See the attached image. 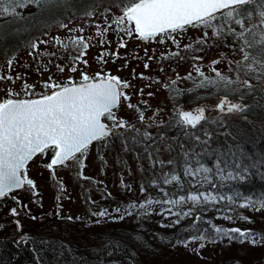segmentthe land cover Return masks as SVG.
I'll return each mask as SVG.
<instances>
[{
	"label": "trees",
	"instance_id": "trees-1",
	"mask_svg": "<svg viewBox=\"0 0 264 264\" xmlns=\"http://www.w3.org/2000/svg\"><path fill=\"white\" fill-rule=\"evenodd\" d=\"M125 2L59 0L55 5L41 3L18 8L19 17L0 16V62H7L41 35L50 34L56 25L69 20L75 13L93 11L99 4L121 8ZM244 7L248 10L254 8L252 5ZM251 23H258L255 15L251 21H246V25ZM233 27L240 31L238 25ZM202 31L210 32V35L204 38L206 42L199 48L202 51L198 56L200 59H195L197 56L186 59L193 78L185 82L187 86H181L188 88L187 104H200L196 108L205 109L206 120L196 128H185L178 123L177 114L171 112L170 118L160 123H128L133 127L127 131L120 129L121 137L111 136L97 142L96 159L94 156L91 162H83L82 168L79 163L69 161L66 167L73 180L69 184L76 195L74 198L70 197V192L59 188L52 172H49L51 175L42 173L41 185L36 184L35 189L25 186L27 196L10 194L7 207L0 208V264H264V208L240 207L246 197H264V77L257 79L256 73L249 76L240 73L241 80L247 79L253 86L250 91L240 83L230 86L238 89L234 92L223 83L198 87L202 78L195 72L194 65L212 79H216L212 71L215 68L235 81V64L229 62L242 57L240 41L233 36L217 38L211 29L202 28ZM214 52H218V56L205 63L206 56ZM201 60L203 64H199ZM215 60L220 62L213 64ZM225 95L244 105L245 111H218L216 105ZM147 127L154 129L147 132L151 133L150 138L143 135ZM197 136L199 140L195 138ZM106 159L115 168L114 178L119 183L113 190L108 184L95 183L88 174L93 169L103 172ZM126 160L133 163L135 173L132 175L136 180L131 186L134 190L128 189V183L123 184L122 177H119L120 171L127 167ZM218 161H227V170L234 172V162L249 165L246 178L222 182L213 175L217 188H212L203 181V175L184 174L189 164L193 168L203 164L215 173ZM253 164L255 167H251ZM221 167H224L223 163ZM173 174L180 177L179 181L164 183L165 177ZM36 176L38 178V174ZM45 183L57 191L55 199L59 197L85 204L86 214L77 219L69 213L63 215L60 210H48L43 217L39 216V189ZM90 192L101 201L90 200ZM199 192H239L241 197L234 204L221 201L193 205L186 200L172 206L154 202L147 213L137 208L131 215L124 214L120 219L131 204L139 205L150 198L153 201L179 199ZM28 199L37 201L39 207L32 211ZM12 207L18 210L17 215L12 214ZM117 208L121 212L114 211ZM168 208L181 215L165 211ZM102 210H107L108 215H93ZM18 221L20 227H17ZM216 227L250 231L257 234V242L253 243L251 237L241 240L217 236ZM199 235L206 239H191ZM185 241L188 242L186 246ZM201 243L203 247H200Z\"/></svg>",
	"mask_w": 264,
	"mask_h": 264
},
{
	"label": "snow or ice",
	"instance_id": "snow-or-ice-1",
	"mask_svg": "<svg viewBox=\"0 0 264 264\" xmlns=\"http://www.w3.org/2000/svg\"><path fill=\"white\" fill-rule=\"evenodd\" d=\"M41 3L55 5L59 3V0H0V16L19 17L18 8L22 9L30 4L40 5ZM246 5H252L254 8L245 9ZM85 15L92 16L93 13L88 11ZM254 15L258 18V23L246 25V21H251ZM105 24L106 27H103L102 30H100V25H96L98 36L103 37L115 25L118 32H123L129 38L135 34L143 41L158 40L163 43L169 39L178 45L174 34L184 32L191 27L211 29L214 37L221 38L231 35L235 40L240 41L241 59L229 62L235 64L237 79L230 80L215 68L212 71L215 72L216 79H212L205 76L199 66L194 65L195 72L202 78L198 87L218 86L223 83L229 91L234 92L238 89H232L230 86L240 83L250 91L253 86L249 80H241L240 73L245 76L256 73L258 74L257 79L264 77V0H126L122 14L114 16L111 21L105 17ZM233 25H238L240 31H237ZM61 27L67 28L68 25L62 24ZM69 31L82 33L84 29L72 28ZM207 36L208 32L205 31L204 37ZM87 39L90 40L91 37ZM52 40L64 49H68L70 46L78 49L79 55L74 57V60H82L89 48V43L83 36H72L68 41L61 40L59 37H53ZM197 42L204 44L206 41L201 38ZM47 43H49L47 40L39 41V44ZM39 44L32 42L29 46L36 50ZM125 46L126 44L121 38L118 47ZM186 47H191V45ZM41 55H55V53H41ZM104 55L106 53H102L98 59L102 61ZM114 55L116 54L114 53ZM173 55H177V53H173ZM195 59L200 58L196 57ZM82 62L87 63L86 61ZM219 62V60H215L212 63ZM8 64L11 67V59ZM57 67L60 71H64L62 66L57 65ZM147 67L148 65L145 64V68ZM77 70L75 64L70 69L72 72ZM6 78L10 81L13 80L11 76ZM186 78L192 79V73H189ZM0 79H5V77L0 76ZM175 84L176 81H171L168 87L175 90ZM129 86L127 81H122L116 76L97 73L95 77H90L87 73L81 72V82L79 83L69 80L65 84H57L51 82L50 77L49 82L44 84V88L51 91L38 94L37 98H17L20 94L9 89L7 98L0 99V198H6L13 191L25 186L35 189V182L28 176L27 165L38 154L46 155L49 150L52 151V159L45 166L52 171L54 176V169L57 166H65L69 161L79 163L82 168V157L86 156L87 150L93 142L107 140L116 135L119 129L127 131L132 128V125H128L126 121L118 118L114 111L121 98L126 101L130 99L123 91ZM33 88L34 86L25 83L23 85L25 96L35 95L32 91ZM128 106L135 107L132 104ZM216 109L221 113H242L245 111V106L233 102L225 95L216 105ZM137 110L139 111V109ZM178 117V123L185 128H196L206 120L203 107L191 111L178 110ZM139 119L144 121L143 112H140ZM105 120L110 121L111 124L106 123ZM143 135L145 138H150V134L147 132ZM195 138L200 139L198 136ZM185 155L187 156V153ZM221 163L224 164V167H221ZM233 167L236 169L235 172L227 170V161H218L215 165V173H213L212 168L203 164H199L195 168L189 164L185 167L184 174L193 177L203 175L204 182L211 184L212 188H217V185L213 183V175L222 182L237 179L242 181L246 178L245 174L250 166H241L239 162H234ZM251 167H255V165L253 164ZM179 179L178 175L173 174L171 177L166 176L164 183H172ZM62 187L61 185V190ZM33 195L36 193L33 192ZM240 197L239 192L232 194L199 192L191 193L187 197L180 196L179 199L163 201H153L150 198L139 205H129L120 219L124 218V214L131 215L137 208L144 209V212L147 213L154 202L172 206L183 204L186 200L191 201L193 205L221 201L234 204ZM240 207L264 208V197L259 199L246 197ZM114 211L119 213L121 209L117 208ZM165 211L173 215H181V213H173L171 208L165 209ZM11 212L13 215L18 214L15 208ZM188 214L190 213H183V215ZM93 215L104 217L108 215V212L102 210L93 213ZM68 219L71 220L72 217ZM214 230L217 236H228L230 239L241 240L251 237L253 243L257 242L255 239L257 234L250 231L219 227ZM191 239L203 241L206 237L199 235L193 236ZM183 243L186 246L188 242ZM203 246L201 243L200 247Z\"/></svg>",
	"mask_w": 264,
	"mask_h": 264
},
{
	"label": "rangeland",
	"instance_id": "rangeland-1",
	"mask_svg": "<svg viewBox=\"0 0 264 264\" xmlns=\"http://www.w3.org/2000/svg\"><path fill=\"white\" fill-rule=\"evenodd\" d=\"M99 6L103 7L102 11H105V10L108 11L107 14H105L103 17L100 18L102 21H105V17H107L108 20L111 21V19L114 16H119L122 14V9H123L122 7L120 8V7L115 6L113 4H111L108 7H107V5L103 6L102 4ZM113 7H116L120 10L117 12H115L117 9H113L112 11H110L109 9H112ZM80 21H82V20H80L79 18L67 20V21L61 23V25L62 24L68 25L67 28H63L60 25V26H57V28H56L57 30L51 32L50 34L41 35V37L37 43L39 44L40 40H47V41H49V43L39 44V47L36 50L32 49L31 47H26V48L20 50L17 54H15L12 58H10L12 60L11 67H9V64H8V61L10 59L7 62H0V76L5 77V79H0V96H7L9 89H11L15 93H19L20 95L25 94V93H22V92H24L23 91L24 81L26 82V84L34 86V88L32 89L33 92L37 91V90H35L36 88L38 90L42 89L43 92H47V89L44 88V84L47 83V80H49L48 73L50 71L47 72L46 74H42V70L48 65V62L50 63V60L47 56L41 55V53H44V50H46V51L51 50V47H53V44H54V41L52 40L53 37H58V36L61 38L67 37V39H68L74 33V32H70L69 29L77 28L80 25ZM174 35L176 36V40H177L179 46L177 45V43H173L172 40H169V39L165 40L168 42H163V43H160L158 40H155L158 44H152L153 41H150L148 44H146L147 41H143V40L140 41L138 39H132V38L128 39L125 42V44L128 45V47L125 50H123L124 53L131 52V50L135 46H139L140 48L138 50H133V51L139 52V51L143 50V53L139 54L140 57H136L137 55L130 57L129 63L134 62V64H132L130 66H126V68L122 69L124 76L128 78L132 74V76H130V77H135L134 73H137L139 71H142V72L147 71V72H151L153 74L159 75V73L166 71V66L161 61L160 56L162 54H165L167 51L179 50V52H180L179 56H177V58H175L176 60L174 61V64H172L170 66H171V68L173 67V70H175L174 72H176V74L179 72L180 73L184 72L180 76V79H182V77H183V79H186V77L189 74L188 71L190 70V67H188L186 65L187 63L182 64V61L186 60L188 57L192 58V57L200 56V54L202 52L199 50V48L201 47V44L198 43L197 41H199L201 38H203V39L205 38L204 32L202 31V28H191L190 27L186 31L180 32V33H177ZM209 35H210V32H208V36ZM189 44L191 45V47H186ZM44 45H45V47H44ZM152 47H156L157 50L155 48H152ZM214 53L215 54L210 53L206 56L205 63L209 62L210 60H214L218 56V54H216L218 52H214ZM136 54H138V53H136ZM172 62H173V59H172ZM145 64L148 65L147 68H145ZM175 64H177V65H175ZM199 64H203V61L202 60L199 61ZM55 73H58V72H55ZM8 76L13 77V80H11V81L8 80L6 78ZM16 77H19V79H16ZM155 94L158 95V92ZM134 100H136V99H134ZM158 100L159 99L157 97H153V99L151 101L146 103V105L144 106L145 108L142 109L144 117L145 116H155V117L162 118L163 116L161 117V115L168 114V116L170 118L171 112H173V111L176 114H178V110H193L197 106L200 105V104H193L192 108H190L188 106L183 107L182 103H181L179 105H176V107L175 106L172 107L170 112L163 113L164 112L163 110H159L156 107L157 106L156 102ZM185 101H187V100L185 99ZM123 106H124V104H122L121 107L118 109L117 115L121 117L120 119L129 118L130 114H125L123 111H121ZM182 108H184V109H182ZM137 109H138V107H137ZM137 109L133 108V110H137ZM155 110H157L158 112L156 113ZM148 122H150V121H148ZM150 123H152V122H150ZM153 130L154 129L147 127L145 129V132L153 131ZM149 134H151V133H149ZM95 150L93 147L88 148L86 156L82 157V160L84 163L91 162L90 160H92L94 158V156H95V159L98 157L97 152H96V155H94ZM48 153H49V151L47 152L46 155H43V157L47 158ZM103 154L104 153H102V156L105 158V156ZM163 156H164V154H163ZM44 161H45V159H44ZM30 164L27 166L28 176H29V178H35L36 177L35 173H37V172L33 171V168L30 166ZM132 165H133V163L130 160H126V166L127 167H126V169L124 168L120 171L119 177H122L121 179L123 181V184L128 183V184H126L128 189L134 190L133 187L131 186V184H133L135 182L136 176L132 175L135 173L134 169L132 168ZM41 169H42V171H41L40 175H38V178H37L38 181L42 180V178H41L42 173L47 174V175H51V174H49V172H52L46 166H44V168H43L42 162H40V166H39L38 170H41ZM87 169H88V167H87ZM102 169H103V172H101L100 169H93L88 174H89L90 178H92L94 180L95 183H97V184H108V188L110 190H113L115 187H117L119 185L118 181H116L114 178L115 168H112L111 164L106 159L104 164H103ZM109 170H111V172H108ZM54 172H55V175L53 177L55 179V183L57 185H59L60 189H61V185H62L63 186L62 190L66 191V192H70V197L74 198L76 195L74 193H72L73 188L69 184V181H73V180H72V177L67 172V167L57 166L54 169ZM60 180H62L64 183L61 184V182H59ZM104 186H107V185H104ZM26 191H27L26 189H22L19 192H17L16 195L27 196ZM39 191H40V194L38 195V197H39L40 202H41V205H40L41 211L39 212L38 215L41 217H43L48 210H51V211L53 210L54 212H56L57 210H60L63 213V215H67L69 213L70 215H75V217L84 216L86 214L87 206L80 201L78 202L76 200L70 201V200H61V199L57 200V199H55L57 191L55 190V188H53L52 186H50L47 183L43 184L40 187ZM89 197H90V200H92L94 202L95 201L96 202L101 201V200L97 199V196L93 192H90ZM9 199L10 198H8L7 201H9ZM27 201H28L29 207H31L32 211L36 210V207L38 206V202L33 201L31 199H28ZM0 205L2 208H4V204H0ZM17 213H18V210H17ZM17 226L19 227L20 223H18Z\"/></svg>",
	"mask_w": 264,
	"mask_h": 264
},
{
	"label": "flooded vegetation",
	"instance_id": "flooded-vegetation-1",
	"mask_svg": "<svg viewBox=\"0 0 264 264\" xmlns=\"http://www.w3.org/2000/svg\"><path fill=\"white\" fill-rule=\"evenodd\" d=\"M99 5L98 7L95 8V10L92 11L93 13L92 16H87L85 15V13L77 15V18L82 20L80 21V25L77 28H83L84 31L82 33L74 32L70 36V37L83 36L89 43V48L86 50V53L82 57V60L73 59L74 57L79 55L78 49H74L71 46L68 49H64L60 45H56L54 43L50 51L44 50V53H55V55H44L49 58L50 63L48 62V65L45 68L43 67L44 69L42 70V74H46L47 72L50 71L48 73V76L49 78L51 77V82L57 84H65L69 82V80L75 83H79L81 82V72L87 73L90 77H95L97 73H101L102 75L108 74L119 77L120 80L122 81H127L130 86L126 89H123V91L130 97V99L126 101L123 98H121L118 107L114 110L116 116L118 118H121L120 116L117 115V111L121 107V105L124 104L121 111H123L125 114H130L129 118L123 119L126 122L146 123L150 121L154 123L156 121H161V122L166 121L168 119V114L161 115V117L163 116L162 118L155 116H145L144 121H141L139 119L140 112H143L142 109L145 108L144 106L146 105V103L151 101L153 97H157L159 99L156 102L157 104L156 107L159 110H163L164 111L163 113L170 112L171 108L173 106L176 107V105H178L179 102L182 103L183 107H187V103H186L187 101H185V99H187L188 88H184V85L187 86V83L185 82L188 79L187 78L183 79V77L182 79H180V76L184 72L182 73L179 72L176 74V72H174L175 70H173V67L171 68L170 66L174 64V61L176 60L175 58L179 56L180 54L179 50L167 51L168 53L166 52L165 54H162L160 56L161 61L166 66V71L159 73V75L147 71L146 72L139 71L137 73H134L135 77H130L132 76V74L128 78L125 77L122 72V69L126 68V66H130L134 64V62L129 63L130 57L135 55H137L136 57H140L139 54H142L143 50L139 52L133 51V50H138L140 48L139 46H135L131 50V52L124 53L123 50H125L128 47V45H126L123 48H119L118 44L121 38H123L124 42H126L130 38L126 36L123 32H118L116 30L115 25H113L112 28L109 29V31L105 33L103 37L97 35L98 29L96 25L101 26L100 30H102L103 27H106L105 21H102L100 18L103 17L108 12L106 10L102 11L103 7H100ZM113 9H117L115 12L120 10L116 7H113L112 9L109 10L112 11ZM89 37H91L90 40L87 39ZM59 38L64 41H68L69 39V38L67 39V37L66 38L59 37ZM132 39H138L142 41L141 39L137 38L135 34L133 35ZM101 41H103V43H101ZM149 42L150 41H147L146 44H148ZM164 42H168V41H164ZM152 44H158V43L156 41H153ZM152 48H155L157 50L156 47H152ZM102 53H106V55H104L103 60L101 61L98 59V57H100ZM114 53L116 55H114ZM173 53H177V55H173ZM82 61H86L87 63L85 64ZM183 63L185 64L186 62L182 61V64ZM74 64L78 69L76 72L70 71L71 67ZM57 65L62 66L64 68V71H60ZM171 81H176V84L174 86L175 90H173L172 87H168ZM47 82H49V80H47ZM25 83L26 82L24 81V84ZM182 84L184 85L181 86ZM35 90L37 91L33 92L35 95H33L32 97H28L25 96V94H23L19 98H36L38 97V94H44L42 89L38 90L36 88ZM47 90L48 92L51 91L50 89ZM157 92L158 95L155 94ZM150 93L151 95H149ZM129 104H132L135 107L130 108L128 106ZM137 107L139 111L133 110V108L137 109ZM155 112L157 113L158 111L155 110ZM105 122L111 124L110 121L105 120ZM121 136H122V131H120L119 129L118 133L116 135H113L112 137L119 138ZM40 158L41 155L38 154L29 162V164L31 163L30 166L33 168V171L36 172L38 171V168L40 166ZM0 203H7V197L0 198Z\"/></svg>",
	"mask_w": 264,
	"mask_h": 264
},
{
	"label": "water",
	"instance_id": "water-1",
	"mask_svg": "<svg viewBox=\"0 0 264 264\" xmlns=\"http://www.w3.org/2000/svg\"><path fill=\"white\" fill-rule=\"evenodd\" d=\"M51 159H52V157H51ZM51 159H50V160H51Z\"/></svg>",
	"mask_w": 264,
	"mask_h": 264
}]
</instances>
